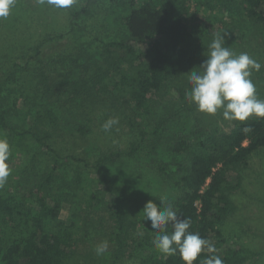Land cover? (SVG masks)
<instances>
[{
  "label": "trees",
  "instance_id": "1",
  "mask_svg": "<svg viewBox=\"0 0 264 264\" xmlns=\"http://www.w3.org/2000/svg\"><path fill=\"white\" fill-rule=\"evenodd\" d=\"M96 1L85 0L80 8L73 9L72 22L89 14ZM193 8L188 0H131L128 9L120 10L123 36L106 42L95 39L101 47L99 56L111 66L99 78L93 76L91 85L81 77L87 91L78 92L80 80L71 82L69 103L75 106L76 98L109 99L116 109L132 113L127 119L130 129L137 128L143 140L149 136L152 145L146 149L150 156L156 154L166 120L154 124L153 117L162 100L171 97L183 110H196L186 102L187 89L178 80L196 48L212 34L216 18L228 15L264 23V0H208L201 11ZM102 62L100 69L104 67ZM15 71L16 66L0 70V94L4 85L14 80ZM41 76L47 81L46 76ZM17 106L26 109L31 117L29 126L9 120L8 111L0 105V137L7 138L11 149V174L0 187V264H72L83 214L112 222L109 239L115 247L109 257L111 264H117L127 240L141 233L143 214L137 202L127 200L110 184L102 165L131 157L138 146L102 155L93 171L77 168L71 193L60 199L52 193V183L59 174L54 143L64 131L76 138H89L92 121L67 113L53 103H33V109L23 103ZM65 113L67 116L63 117ZM244 127L251 131H242ZM167 148L175 159L170 165L161 163L158 170L179 196L164 206L171 203L179 216L189 218V231L212 242L223 264H245L253 252L223 237L220 225L236 209L231 195L241 187V168L253 153L264 148V119L254 118L215 134H204L198 127L190 134L169 140ZM41 153L54 156L37 173L35 167ZM28 169L33 184L22 189L17 176ZM64 208L68 215L61 219L59 213ZM145 224L149 231L142 230V241L131 239L140 252L139 264H182L179 254L168 256L154 248L155 231H150V222ZM166 230L170 233L171 226ZM210 255L202 252L195 264Z\"/></svg>",
  "mask_w": 264,
  "mask_h": 264
},
{
  "label": "rangeland",
  "instance_id": "2",
  "mask_svg": "<svg viewBox=\"0 0 264 264\" xmlns=\"http://www.w3.org/2000/svg\"><path fill=\"white\" fill-rule=\"evenodd\" d=\"M84 1L76 0L72 7L57 10L41 5L37 0H17L10 15L0 18V70L8 71L16 66L14 80L7 82L0 94V105L8 111L9 120L13 119L26 126H29L31 117L26 109L19 108L17 104L23 103L33 109V103H53L61 106L67 113L70 111L76 117L92 121L93 133L89 138H76L64 131L54 143L59 155L55 157L59 164V174L52 183V193L60 199L71 193L72 179L77 168L91 170L102 155L130 151L133 146H138L131 157L102 165L103 174L120 195L132 203L137 202L141 211L149 200L157 204L161 196L174 200L179 196L177 191L171 188L158 170L161 163L170 165L175 159L168 151L167 142L179 135L190 134L198 127L204 134H215L229 131L239 124L224 121L219 113L208 116L197 110H183L176 99L164 98L158 105L153 120L154 124L166 120V124L160 135L157 153L150 156L148 149L152 143L149 136L143 140L139 130H131L127 123L132 113L116 109L113 102L104 98H76V105L72 106L67 97L71 82L80 80L78 92L87 91L89 89L83 85L81 77L91 85L93 76L99 78L111 66L110 62L103 61L99 56L101 47L95 39L106 42L119 40L123 36L119 27L122 20L120 10L122 7L128 9L131 0H97L91 5L89 14L72 22L70 12L80 8ZM188 1L199 12L208 0ZM119 3H123V6ZM212 28V34L196 48L178 80L187 90L190 86L186 74L206 59L203 53L206 54L208 45L216 34L226 35L225 46H230L237 55L246 52L264 65L263 22L226 15L221 19L216 18ZM120 55L124 54L121 52ZM100 61H103L102 69ZM41 74L47 77V81ZM251 78L256 86L257 96L264 99V67L259 72L254 71ZM110 118H118L119 123L105 132L101 126ZM251 119L254 118L247 121ZM53 156L51 153H41L35 167L36 172L41 173ZM240 171L241 187L231 195L236 209L220 225V229L223 237L253 252L254 255L245 264H264V148L253 153ZM17 177L22 189L33 184L30 169ZM137 213L140 219L139 210ZM67 215L66 208L59 213L61 219H66ZM148 222L141 223L139 232L143 233V229L149 231L145 224ZM111 225L112 222L102 221L94 214L81 215L72 264H111L109 253L115 247L109 239ZM141 233L132 237L136 243L142 241ZM132 238L127 240V247L117 264L140 263V252L135 248ZM105 240L109 242L108 253L97 256L94 248Z\"/></svg>",
  "mask_w": 264,
  "mask_h": 264
},
{
  "label": "clouds",
  "instance_id": "3",
  "mask_svg": "<svg viewBox=\"0 0 264 264\" xmlns=\"http://www.w3.org/2000/svg\"><path fill=\"white\" fill-rule=\"evenodd\" d=\"M17 0H0V18H7L16 6ZM57 10L72 7L76 0H37ZM223 34H216L203 53L206 59L190 70L189 89L185 91L186 102L196 110L208 116L220 114L227 122L241 124L250 118L264 119V99L257 96V89L252 81L253 72H259L264 65L249 56L248 53L236 54L230 46H225ZM119 123L118 118H110L102 124V130L109 132ZM250 132V127H244ZM11 149L6 137H0V187H3L11 174L8 164ZM157 200V199H156ZM159 204L149 200L142 211V221H150V231H155L153 246L160 253L168 256L179 254L182 264H195L202 252L211 254L201 264H223L217 255L215 245L202 238L199 233L190 232L191 220L182 218L174 210L168 197L161 196ZM172 231L167 232L168 226ZM143 226V225H142ZM144 227V226H143ZM109 242L102 241L95 246L97 256L108 253Z\"/></svg>",
  "mask_w": 264,
  "mask_h": 264
}]
</instances>
